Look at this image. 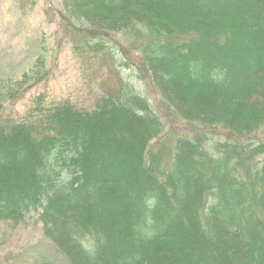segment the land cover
<instances>
[{"label":"trees","instance_id":"1","mask_svg":"<svg viewBox=\"0 0 264 264\" xmlns=\"http://www.w3.org/2000/svg\"><path fill=\"white\" fill-rule=\"evenodd\" d=\"M111 1L72 0L71 8L75 9L80 3L83 7L96 5L99 12L110 15L104 23L109 30L106 34L133 36L132 39L127 36L128 47L144 48L154 85L172 94L174 109L179 115L185 114L182 110L187 99L195 112L207 107L209 90L221 98L219 114H226L234 105L232 97L235 95L229 92L231 85L227 87V75L234 77L233 87L240 85L245 99L256 93L263 94L264 0H237L236 4L240 3L237 9L232 8L230 0H218L217 5L214 0H188L196 6L202 25L206 19H218L220 10L224 13L228 9L236 10L237 19L243 20L237 22L238 25L230 23L231 29L224 24L232 20L223 19L221 29L215 35L211 31L213 27L202 30L178 27L174 33L168 28L163 29V34L152 31L155 35L150 39L149 30L155 26L152 18L156 12H166L172 6L183 19L186 14L175 8V3L186 0H116L119 4H111ZM193 16L196 20L197 15ZM239 30L244 32L241 40L235 37ZM100 41L105 43L102 38ZM231 43L237 51L233 59L221 53ZM185 48L187 53L182 52ZM134 51L140 53L143 61L142 52ZM152 51L165 55L155 58ZM211 52L217 54L215 59L211 58ZM180 53L188 55L191 59L188 63L195 68L202 65L218 67L214 79L208 77L206 84L199 83L194 77L197 69L194 73L190 67L185 73L178 71L175 64L183 57ZM236 57L240 70L231 63ZM246 58L253 59V64L247 66L249 71L244 66ZM151 62L157 63L156 66ZM41 64L37 61L35 65L39 72L46 65L44 57ZM167 74L173 75L174 80H169ZM27 80L28 76H25L17 89H22ZM6 87L7 83H0V108L17 91L14 86ZM122 90L125 92L127 87ZM132 92L131 89L128 99L107 97L92 111L82 113L68 102L58 105L52 122L61 124V128L59 135L54 137L34 138L33 127L0 121V220L20 223L26 213L40 209L45 223L54 222L62 227L66 222L76 225L79 233H92L94 229H103L101 217L96 213L97 204L104 207L113 199L121 213L105 209L104 218L111 222L117 237L124 240L116 241L119 245L115 247V240L111 239L113 245H109L111 241L107 243L97 259L73 245L74 257L81 264H264V157L256 169L249 168L245 162L249 157L264 154V142L256 145L245 140L246 135H243L260 131L264 122V100L249 103L248 113L242 114L236 108L238 112L228 119H235L239 126L230 127L222 116L220 123L230 128L228 132L234 137V143L227 147L217 142L210 144L213 140V132L209 130H212L211 122L199 119L196 114L195 118L206 125V129L201 133L175 131L174 155L167 164L163 155L162 169H157L158 154L151 161L145 159L144 149L150 136L142 135L139 129L130 134L122 120V115L126 114L149 126L143 116L152 118L150 114H139L146 103L140 102ZM70 113L75 119L68 117ZM152 120L156 122L154 118ZM36 125L44 127L41 122ZM150 130L151 135L154 131L157 133V140L165 135L162 125H155ZM39 133L36 131L35 135H41ZM34 167L39 171L37 177L30 172ZM1 176L7 178L3 180ZM17 176L24 181L27 190H22L23 186L16 183ZM12 177L16 182L10 181ZM77 179L83 184H77ZM64 181L66 186L63 188ZM129 191H133L131 196L137 201L135 204L130 203L131 196L128 198L126 194ZM90 195L92 205L85 204ZM93 206L96 212L91 208ZM136 206H146L143 211L146 220L141 225V232L145 234L143 244L133 239L132 221L126 216L132 217ZM122 223L125 228L119 231L117 228ZM155 228H160V232ZM117 258L127 260L119 263ZM71 263L77 264L74 259Z\"/></svg>","mask_w":264,"mask_h":264},{"label":"rangeland","instance_id":"2","mask_svg":"<svg viewBox=\"0 0 264 264\" xmlns=\"http://www.w3.org/2000/svg\"><path fill=\"white\" fill-rule=\"evenodd\" d=\"M236 1L230 0L232 8L237 9L239 6L240 3L236 4ZM241 1L244 2V0ZM119 2L112 0L111 4H119ZM71 4L72 0H0V83H7V89L14 86L17 90L13 98H7L2 104L0 108L1 122L4 120L14 121L16 124L23 123L27 127H33L32 137L34 138L58 136L61 124H53L52 122L56 112L55 108L58 105H65L68 102L76 110L81 111L80 113L92 111L99 101H105L107 97H127L126 99H128V96H130L129 91L131 92L132 89V93L136 98L140 102L143 100L146 103L144 109L140 108L139 114H150L156 122H153L148 115L143 116V119L149 121V126L146 125L145 121V124H143L138 119L126 114L122 115V120L130 134L139 129L138 131L142 132V135L148 134L150 136L144 149L145 159L151 161L153 156L158 154L160 163L155 166L157 169H162L163 155H165V164L168 161L170 162L169 158L174 155L175 131L201 133L203 129H206L204 128L206 125L204 126L197 121L196 114L199 115V119L211 122L209 126L212 127V130H209L213 132V140L210 144L217 142L227 147L234 143V137L228 132L230 128L220 123L222 116L230 127L239 126L235 119L230 120L228 117H232L230 115L237 113L238 109L242 114L248 113L251 109L248 106L249 103L254 101L262 103V99L264 100V98H260L264 95V91L263 94L256 93L248 100L245 99V92L242 93L240 85L238 88H234V77L227 75L228 80L226 79V81L229 82L227 87L231 85L229 92L235 95L232 97L234 105L228 108L226 114L223 112L219 114L221 98L217 93L209 90V104H207V107L197 109L195 112L191 108V102L189 103V99H187L186 102L188 103L183 106L182 110L185 114L179 115L174 109L172 94L164 92L154 85L152 75L147 67L148 56L144 48L130 49L128 47L127 36L130 39L133 36L126 34L127 36L124 37L122 33L106 34L105 31L109 30L104 26V23L110 19L109 14H104L101 10L99 12L98 7H95L96 5L83 7L81 3L80 6L72 10ZM175 4V8L186 14V17L180 18L174 12L172 6L166 12L157 11L154 18H152L155 26L150 28L148 39L155 35L152 31H160L159 34H163V29L168 28L170 33H174L176 31L174 29L178 27L184 29L199 27L201 30L203 27H213L211 31L215 35L216 32L220 31L223 19L232 20L224 24V26L231 29L233 28L232 25H229L230 23L238 25L237 22L243 20V18L237 19L236 10L228 9L224 13L220 10L218 19H215V17L212 21L206 19L202 25L199 22L196 6L193 3L186 0V2ZM217 4L218 0H214V5ZM213 9L216 10L217 7L214 6ZM97 10L99 13H97ZM199 12L204 15L207 14L203 10ZM193 14L197 15L196 20L193 19ZM242 34L244 32L239 30L236 33V39L241 40ZM100 38L105 41L104 44L100 41ZM134 50L142 52L143 61L140 53ZM235 50V45L231 43V46L227 50L223 49L221 53L230 55L233 59V56L237 54ZM187 51L188 49L185 48L182 52L187 53ZM222 54L219 53V56L221 57ZM152 55L159 58L165 54L152 51ZM216 55L211 52L212 59H215ZM43 57L46 59V65L43 71L39 72L38 67L35 65L38 61L41 66ZM172 57L174 58V54ZM237 57L236 61L231 63H234L236 69L240 70ZM246 59V63L244 59V66L247 69L248 65L250 67L253 64V59ZM189 60L191 59L188 55L183 56L178 60L179 63L175 64V68L178 71L180 69L183 73H185L187 67H190V71L193 73L197 69L194 77L199 83L206 84L208 77L214 79L218 67L202 65L203 67L195 68L188 63ZM224 60L226 62L225 57ZM151 64L156 66L157 63L151 62ZM199 70L201 74L198 75ZM247 71L249 70L247 69ZM25 76H28V80L24 87L17 89L18 83ZM167 78L171 81L174 80V76L170 74H167ZM124 86L127 87L125 92L122 90ZM122 103L125 104L126 102ZM207 109L210 111H206ZM68 117L74 118V115L70 113ZM63 119L61 118V120ZM174 119L177 120L174 121ZM40 122L44 127L36 125ZM155 125L165 127V135L159 139L160 141L157 140L155 131L152 135L150 134V129ZM36 131H39L41 135L36 136ZM243 135H246L245 140H250L256 145L263 144L264 122L260 127V131L256 134L247 132ZM263 157V153L255 155L254 158L249 157L245 161L246 165L249 168L256 169ZM15 158H18V156H15ZM30 172L33 177H37L36 174L39 173L36 167L30 169ZM1 177L3 180L7 178ZM20 179L17 176L18 182H16L15 177H12L10 181L21 184L23 186L22 190H27L26 184ZM77 180V184H83V181ZM145 180L141 179V181ZM64 184L65 181L62 183L63 188L66 186ZM126 194L129 198L133 191ZM63 196L67 195L64 194ZM92 199L90 195V198L85 199L84 203L92 205ZM129 199H131V204L137 202L135 199L132 200V196ZM91 208L95 212L97 210L96 213L101 217L100 222L103 227L100 231L94 229L92 233H79V228L76 225L66 222L62 227H58L54 222L45 223L41 219L42 211L40 209L26 213L24 220L20 223L0 220V264H72L73 259L77 264H81V261L74 257L76 252L75 249H72L73 245L78 247L79 250L83 248L85 255H90V257L96 259L111 239L115 240V247H117L119 244L116 241L120 242L124 239L117 237L116 234L118 233L113 229L111 222L104 218V214L105 209L121 213L119 206L111 199L104 207L97 204L96 210L94 206ZM145 208L146 206H136L132 217L126 215L132 221L133 239L141 244H143L142 239L145 237V234L141 232L143 220H146V215L143 212ZM101 219L104 221H101ZM124 223L116 228L119 231L123 230L125 228ZM51 226L56 228L50 229ZM155 231L160 232V228H155ZM135 244L138 246L137 243ZM109 245H113V242L111 241ZM120 248L122 247L120 246ZM117 260L119 263H125L127 259L117 258ZM131 261H134V259H131Z\"/></svg>","mask_w":264,"mask_h":264}]
</instances>
